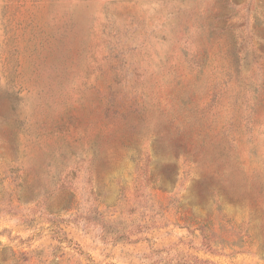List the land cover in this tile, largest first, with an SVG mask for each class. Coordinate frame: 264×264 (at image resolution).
Returning <instances> with one entry per match:
<instances>
[{
    "label": "rangeland",
    "instance_id": "rangeland-1",
    "mask_svg": "<svg viewBox=\"0 0 264 264\" xmlns=\"http://www.w3.org/2000/svg\"><path fill=\"white\" fill-rule=\"evenodd\" d=\"M0 264H264V0H0Z\"/></svg>",
    "mask_w": 264,
    "mask_h": 264
}]
</instances>
